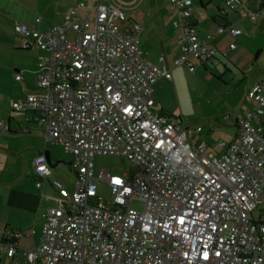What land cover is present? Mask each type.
Instances as JSON below:
<instances>
[{
    "label": "built area",
    "instance_id": "built-area-1",
    "mask_svg": "<svg viewBox=\"0 0 264 264\" xmlns=\"http://www.w3.org/2000/svg\"><path fill=\"white\" fill-rule=\"evenodd\" d=\"M164 1L176 12L172 25L181 30L173 65L193 71L192 60L214 57L211 36L242 32L218 24L207 39L200 38L193 0ZM246 1L222 3L239 6L252 22L264 16V7L251 9ZM68 14L44 32L13 23L21 47L35 46L41 54L38 91L11 101V108L34 113L43 138L71 155L74 173L71 190L51 180L56 202L44 213L39 245L21 248L25 259L41 264H264V84L258 81L246 91L253 106L237 116L233 138L218 142L219 153L208 152L204 141L191 142L200 127L181 128L156 106L152 86L159 78L171 79V73L141 56L136 20L112 0H78ZM66 30L73 31V39ZM235 47L236 42L229 43V49ZM0 129L7 127L0 122ZM97 154L126 157L134 175L126 179L101 169L94 177ZM32 166L39 187L50 172L46 156L35 155ZM96 180L107 183L110 200L99 201ZM133 199L143 203L141 210L131 206ZM19 235L0 229V253L13 256Z\"/></svg>",
    "mask_w": 264,
    "mask_h": 264
},
{
    "label": "crops",
    "instance_id": "crops-1",
    "mask_svg": "<svg viewBox=\"0 0 264 264\" xmlns=\"http://www.w3.org/2000/svg\"><path fill=\"white\" fill-rule=\"evenodd\" d=\"M77 1L0 0V122L7 127L6 131L0 129V229L20 231L15 238L16 252L13 256L0 253V264H41L27 261L21 248L39 245L44 213L56 202L57 192L51 180L59 181L67 190L72 189L74 180L68 184L69 189L67 183L53 173V168L59 167L58 163L67 164L73 173L71 155L62 147L63 153L58 152L55 146L59 144L43 138L42 125L33 119V112L11 108V101L24 99L29 93L38 91L35 79L38 56L41 54L35 46L21 47L22 38L14 32L13 23L18 20L38 31H48L70 17L69 9ZM112 1L123 11L120 0ZM85 4L91 6L93 3L85 1ZM246 5L251 9L262 8L264 0H247ZM218 10L224 11L223 17ZM126 15L141 26L138 38L141 56L170 70L171 79L156 81L152 86V95L156 106L174 118L179 127L180 99L185 103L192 101L193 96L201 95L197 97L201 101L204 93L209 94L205 90L213 85L215 89L221 87L228 95H239L237 112L226 116L231 119L232 128H228L231 130L229 134H224L222 142H229L236 132L237 116L253 106L246 97V91L258 81L264 84V16L258 14L257 21L252 22L243 15L239 6L230 9L223 6L222 0H193L192 19L198 37L207 39L220 22L232 24L242 32L235 37L227 33L211 36L209 42L216 48L214 57L205 62L192 60L194 69L189 71L185 65H173V60L180 53L177 40L181 32L179 27L172 25L176 19L173 7L164 0H142V12L135 16ZM232 42H236V47L229 49ZM16 75L20 78L16 79ZM174 98L178 104L173 108L177 114L173 115L167 109L169 99ZM215 126L212 123L211 130ZM200 131L193 133L192 143L204 141L202 137L198 139ZM217 147L206 143L208 152L219 153L222 148ZM39 153L48 156L50 172L36 187L32 159Z\"/></svg>",
    "mask_w": 264,
    "mask_h": 264
},
{
    "label": "rangeland",
    "instance_id": "rangeland-1",
    "mask_svg": "<svg viewBox=\"0 0 264 264\" xmlns=\"http://www.w3.org/2000/svg\"><path fill=\"white\" fill-rule=\"evenodd\" d=\"M123 1L124 0H120L119 5L122 6L125 14L135 16L142 12V0H131L130 2ZM66 37L68 39H73V31L67 30ZM214 77L216 76L214 75ZM214 87L215 85L208 87L205 90L209 94L206 95V93H204L205 95H202L203 98H201V101H199V98H197L201 95H195L192 97V101L187 100L189 102L185 103H182V99H180L179 103L181 104V112H178L180 113L178 114V118L180 120L179 124L181 128L195 130L197 127H200L201 131L197 135L198 139L202 137L209 146L218 149V142L223 141L224 134H229L231 130L228 128H232L231 119L227 118L226 116L228 113L234 115L237 112L240 106V97L236 93L228 95L221 87L218 89H215ZM177 104L176 98L169 99V109H166L173 115L177 114L174 111V106ZM212 123H215L216 125L213 130H211ZM61 147V145L55 146L58 152L63 153ZM92 162L93 174L96 178L98 177L101 169H107L109 174L119 175L126 179L132 177L135 172L134 164L126 157L121 155L97 154L93 156ZM58 165L59 167L56 166L53 168L54 170L52 169L53 173L58 175L60 179L64 180L67 183V188L70 189L68 184L72 182L74 178L73 173L68 169L67 164L58 163ZM95 187L96 196L99 198V201L103 202L110 200V190L105 181L96 180ZM130 204L133 208L138 210L143 208V203L137 199H133Z\"/></svg>",
    "mask_w": 264,
    "mask_h": 264
},
{
    "label": "trees",
    "instance_id": "trees-1",
    "mask_svg": "<svg viewBox=\"0 0 264 264\" xmlns=\"http://www.w3.org/2000/svg\"><path fill=\"white\" fill-rule=\"evenodd\" d=\"M218 12H219V14L223 17L224 14L221 12V10H218ZM218 24H224V23H223V22H220V23H218ZM160 111L163 112V111L161 110V108H160Z\"/></svg>",
    "mask_w": 264,
    "mask_h": 264
},
{
    "label": "water",
    "instance_id": "water-1",
    "mask_svg": "<svg viewBox=\"0 0 264 264\" xmlns=\"http://www.w3.org/2000/svg\"><path fill=\"white\" fill-rule=\"evenodd\" d=\"M46 159H47V162L49 163L50 161H49V158H48V156L46 155Z\"/></svg>",
    "mask_w": 264,
    "mask_h": 264
}]
</instances>
